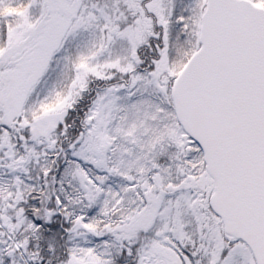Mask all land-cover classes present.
I'll use <instances>...</instances> for the list:
<instances>
[{
    "label": "snow or ice",
    "instance_id": "obj_1",
    "mask_svg": "<svg viewBox=\"0 0 264 264\" xmlns=\"http://www.w3.org/2000/svg\"><path fill=\"white\" fill-rule=\"evenodd\" d=\"M0 264H264V0H0Z\"/></svg>",
    "mask_w": 264,
    "mask_h": 264
}]
</instances>
